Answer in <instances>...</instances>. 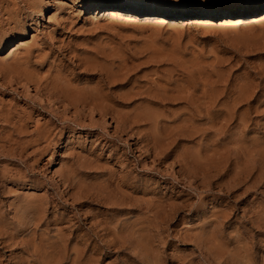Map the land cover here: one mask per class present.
<instances>
[{"label": "rangeland", "instance_id": "1", "mask_svg": "<svg viewBox=\"0 0 264 264\" xmlns=\"http://www.w3.org/2000/svg\"><path fill=\"white\" fill-rule=\"evenodd\" d=\"M115 1L0 0V264H264V0Z\"/></svg>", "mask_w": 264, "mask_h": 264}, {"label": "bare ground", "instance_id": "2", "mask_svg": "<svg viewBox=\"0 0 264 264\" xmlns=\"http://www.w3.org/2000/svg\"><path fill=\"white\" fill-rule=\"evenodd\" d=\"M105 5V4H104ZM179 5H182L181 3H179L178 1H172L170 4H165V3H162V2H150V1H146V0H117L115 2L112 3L111 7L113 9V11L115 12H124V11H128L130 10L131 8H144L146 9L148 12H154V13H159V14H168L171 10H175ZM203 5V4H202ZM205 6V5H204ZM98 7V6H97ZM199 7V6H198ZM100 9L103 8V6H99ZM105 9V8H104ZM109 9V8H108ZM189 10V9H188ZM214 10V9H213ZM259 10V9H258ZM102 11V10H101ZM212 11V10H211ZM109 12V11H108ZM234 12V11H233ZM249 12V11H248ZM253 12V11H251ZM263 12V11H262ZM235 13V12H234ZM112 14H116V13H113ZM254 14V13H253ZM220 15L225 17V18H228L230 17V12L228 10H224L222 12H220ZM241 15V14H240ZM257 15V14H256ZM261 15V14H260ZM233 16V14H232ZM258 16V15H257ZM236 18V17H235ZM155 89V88H154ZM159 90V89H158ZM82 93L84 91L80 90ZM90 91V90H89ZM94 91V90H93ZM66 92V91H65ZM72 93V92H71ZM78 93V92H77ZM68 94V93H67ZM74 94V93H73ZM81 95L78 94V96ZM65 96V95H64ZM76 96V95H75ZM73 97V96H72ZM77 97V96H76ZM83 97V96H82ZM85 99H81V101L79 102H74L73 103V99H68L70 101H72V104L77 107V106H81V105H86V104H90L92 105V110H97L99 109L98 107L101 103V95L100 93H97V92H91L90 91V94L88 95V93L86 94L85 93ZM79 98V97H78ZM76 98V99H78ZM81 98V97H80ZM78 101V100H77ZM100 101V103H99ZM168 101V100H167ZM103 104V103H102ZM66 105V104H65ZM101 107V106H100ZM101 110V109H100ZM99 111V110H98ZM109 111V110H108ZM112 111V110H111ZM73 113V112H72ZM147 114V113H145ZM112 115H113V112H112ZM150 116V115H149ZM113 117V116H112ZM115 117V116H114ZM154 117V116H153ZM115 119V118H114ZM145 119V118H144ZM151 119H152V116H151ZM139 120V119H138ZM126 121V120H125ZM133 122V121H132ZM137 122V121H136ZM128 123V122H127ZM138 123V122H137ZM136 123V124H137ZM134 124V123H133ZM135 125V124H134ZM132 127V126H131Z\"/></svg>", "mask_w": 264, "mask_h": 264}]
</instances>
